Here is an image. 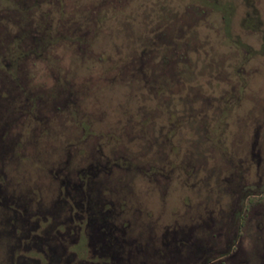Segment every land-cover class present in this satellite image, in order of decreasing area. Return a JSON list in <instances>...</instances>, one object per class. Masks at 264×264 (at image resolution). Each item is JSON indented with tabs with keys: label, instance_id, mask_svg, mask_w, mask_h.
Wrapping results in <instances>:
<instances>
[{
	"label": "rangeland",
	"instance_id": "rangeland-1",
	"mask_svg": "<svg viewBox=\"0 0 264 264\" xmlns=\"http://www.w3.org/2000/svg\"><path fill=\"white\" fill-rule=\"evenodd\" d=\"M261 191L264 0H0V264H264Z\"/></svg>",
	"mask_w": 264,
	"mask_h": 264
},
{
	"label": "trees",
	"instance_id": "trees-1",
	"mask_svg": "<svg viewBox=\"0 0 264 264\" xmlns=\"http://www.w3.org/2000/svg\"><path fill=\"white\" fill-rule=\"evenodd\" d=\"M262 194H264L263 191L259 192V194H256V195H253V194L248 195V196L246 197V199H245V200L243 201V203H242V205H243V209H242V210H244L246 204L250 201L251 198H255V196H260V195H262ZM242 210H241L239 213H237V216H238V218H239L240 221H241L242 218H243V212H242Z\"/></svg>",
	"mask_w": 264,
	"mask_h": 264
},
{
	"label": "flooded vegetation",
	"instance_id": "flooded-vegetation-1",
	"mask_svg": "<svg viewBox=\"0 0 264 264\" xmlns=\"http://www.w3.org/2000/svg\"><path fill=\"white\" fill-rule=\"evenodd\" d=\"M203 264H207V263H203Z\"/></svg>",
	"mask_w": 264,
	"mask_h": 264
}]
</instances>
